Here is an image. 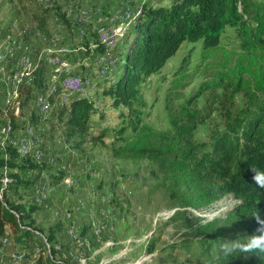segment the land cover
<instances>
[{
    "label": "rangeland",
    "instance_id": "rangeland-1",
    "mask_svg": "<svg viewBox=\"0 0 264 264\" xmlns=\"http://www.w3.org/2000/svg\"><path fill=\"white\" fill-rule=\"evenodd\" d=\"M60 2L75 6L69 14L81 24L76 29L78 34H92L97 38L102 30L118 34L115 48L105 46L107 50H104L102 56H97L99 53L94 50L90 52L89 49L82 50V44L76 46L74 41L67 40L65 45L61 44L58 41L59 36L69 35L67 28L61 25L59 36L48 42H51V47L47 49L48 44L43 47V37L38 34L32 15L43 14V7L49 6L50 0H0V74H3L2 77L7 81L5 83L1 79L3 92L6 94L10 87H15L7 80V76L11 73L10 70L14 69L16 60L8 63L6 54L17 52L20 56H17L19 66L22 65V59L32 70L40 62L44 66L42 85L35 87L34 97L24 107L20 108L17 100L14 102V115L18 118V124H24L22 130H26L20 139H28L31 144L34 143L32 147L39 146L43 151L41 162L35 161L39 165L42 164L43 168L41 171L27 172V176H34L36 180L24 194L28 201L35 204V196L42 200L34 214L35 222L45 236L49 228L54 229L55 244L58 248L55 256L67 264H244L246 259L239 256V253L223 256V253L219 252V245L225 240L246 239L252 233L246 226L237 228L229 222V212L239 202L232 193L197 211L188 210V207L181 203L180 194L184 190L182 183L173 185L164 167L146 157L118 158L112 154L111 145L119 135L118 131L125 124L126 130L131 128V108L140 110L143 122L156 130L169 128L165 109L169 82L162 80V76H171L179 67L181 59L188 52L187 46L181 48L159 72L139 84L140 96L147 105L140 107L137 101H133L130 107L115 105L112 96L105 91L123 72L125 50L133 45V42H126L131 34L127 36L124 33L132 17L138 13L139 7L144 3L168 5L170 0ZM105 2L110 4L107 12L101 9L105 7ZM77 16H80L81 22ZM94 19L98 22L96 26ZM90 48L94 49V45ZM72 49H75L71 53L72 58L84 57V60L89 62L88 73L85 71L80 74L74 69L80 65L78 61L69 58ZM56 52L57 55L63 54L62 62L67 65L56 61ZM191 57L193 64L197 58L196 54L193 53ZM38 60L40 61L37 62ZM80 68L81 72H84V65ZM201 75L186 79V86L182 90L184 96L195 89L202 78ZM76 77L82 80L93 79L82 94L91 107L87 116L86 139L81 143H78L76 133L68 135V127L64 124L68 112L66 111L64 116L58 115V108L69 106V102H64V96L70 98L72 91L74 92L71 89L73 86H70L72 91L69 90L64 81ZM47 93L51 97L46 101L38 100ZM244 100L241 93L237 94L234 98L235 107H241ZM206 101L211 102V97L206 99L204 94L198 100V107H204ZM179 102L181 101H173V104L176 106ZM209 111L210 117L195 133L198 140H206L210 129L222 128V107L218 106L217 110L211 107ZM31 113H34L33 117ZM2 127L3 123L0 124V130ZM102 131L104 135L100 137ZM126 132L124 134L128 135ZM84 205H88L89 212H94L95 217L90 223H87L81 211H78V207ZM210 221L214 223L207 231L213 229L212 234L206 231L202 234L198 231L196 225ZM88 227L91 232L85 240L82 237L88 232ZM9 237L8 232L0 237V264H37L38 255L45 257L50 254L46 243L47 250L44 254L35 243L32 244L31 254L29 249L11 243ZM77 241L79 246L75 248L73 243ZM97 249L100 251H96Z\"/></svg>",
    "mask_w": 264,
    "mask_h": 264
},
{
    "label": "trees",
    "instance_id": "trees-1",
    "mask_svg": "<svg viewBox=\"0 0 264 264\" xmlns=\"http://www.w3.org/2000/svg\"><path fill=\"white\" fill-rule=\"evenodd\" d=\"M109 5L105 2L101 9L107 12ZM71 8L75 6L50 0L49 6L43 7V14L32 15L43 43L58 34L62 25L69 35L59 36V43L74 41L76 46L82 44L83 49L89 50L94 45V50L103 53L105 48L96 35L78 34L76 29L81 24L72 19ZM132 19L124 33L131 34L126 42H133V45L125 50L123 72L105 91L112 96L115 105L130 107L133 101H137L140 107L147 105L140 96L139 84L159 72L181 48L187 46L188 52L171 76H162V80L169 82L165 96L169 128L156 130L143 122L140 110L131 108V128L126 130L125 124L118 131L119 135L111 145L113 156L146 157L164 167L173 185L182 183L181 203L188 210L197 211L232 193L239 202L230 210L229 222L237 228L246 226L253 232L256 228L253 213L259 211L264 215V189L252 182L249 170L255 167L264 171V0H170L168 5L144 3ZM94 25H97L95 19ZM193 53L197 58L192 64ZM6 58L8 63L13 62L15 54H6ZM43 67L40 62L31 71L30 81L16 89L9 86L7 95L2 90L3 74H0V99L5 94L0 102V124L9 121L13 131L24 129V124H18L14 115V102L17 100L22 108L34 97L33 90L42 85ZM200 74L202 78L195 89L184 96L182 90L186 79ZM14 91L18 93L16 97ZM239 93L245 100L237 108L234 98ZM204 94L206 99L211 97V102L206 101L204 107H198V100ZM177 100L181 102L175 106L173 101ZM218 106L224 110L222 128L210 129L206 140L196 139L198 127L210 117L209 109L214 107L217 110ZM90 107L84 96L75 94L70 97L67 108H58L59 116L68 112L64 124L68 127V135L77 134L78 143L86 139ZM125 131L128 135L124 134ZM103 135L102 131L99 136ZM2 151L0 237L8 232L11 243L29 249L31 254L33 243L43 254L48 244L50 254L38 255L37 264H67L55 256L58 248L54 229L49 228L45 236L36 226L34 214L38 204L28 201L24 194L36 180L34 176H27V172L41 171L43 165L28 156H20L10 144ZM213 223L210 221L196 227L202 234L204 231L212 234L214 230L207 231V228ZM244 264H264V259L248 255Z\"/></svg>",
    "mask_w": 264,
    "mask_h": 264
},
{
    "label": "bare ground",
    "instance_id": "bare-ground-1",
    "mask_svg": "<svg viewBox=\"0 0 264 264\" xmlns=\"http://www.w3.org/2000/svg\"><path fill=\"white\" fill-rule=\"evenodd\" d=\"M98 39H99L100 43L103 44L104 48L106 46V47H109L111 49V48H115V46L117 45L119 37H118V34L116 35V34H112L110 32H106V30H102V32H100V36H98ZM62 55L63 54H59V55H56L54 57L57 62L60 63V62L63 61L64 58H62L63 57ZM18 57H20V56H18ZM17 59L18 58L15 57L16 61L14 60L15 61L14 62V69L12 68V70H10L11 73L7 76V80L14 84V86H15L14 89H16L18 86H20L25 81H28L30 79V75H31V71H32V68H31V66L28 63H23L24 62L23 59H22V65L19 66V64H17V61H19V60H17ZM63 64L67 65V63H63ZM15 77H17L16 80H13ZM69 79H79V80H76L75 82H73V80H69ZM92 80H93L92 78L91 79L82 80L81 78L76 77V78H68L64 82L69 86L68 87L69 90H71V89L74 90V92L71 90L73 95L79 94V95L83 96L82 94H83L84 90L86 89L85 87H87L89 81L91 82ZM70 86H73V87L70 89ZM16 94L17 93L14 91V95L15 96H16ZM49 97H51V96H50V94L47 93L46 95H43V97H41L40 99L38 98V100L39 101H41V100L46 101V99L49 98ZM69 99H70L69 97L67 98L66 96H64V102L65 103L68 104ZM2 128L3 129L0 130V150H3L6 147L7 144L8 145L10 144V146H12L13 148H15L18 151V154H20V156H28V157L32 158L34 161H36V162H41L40 158L43 156L42 149L39 146L32 147L31 145H33L34 143L32 142V144H31L28 139L27 140L20 139V136L23 134V132H26V130L13 131V129L11 128V126L9 124V121ZM38 187H40V186H38ZM48 195H50V194H48ZM40 196H43V195L40 194ZM34 199H35V202L37 201L36 202L37 204L42 202V200L40 198H37L36 196L34 197ZM94 235H96V234H94Z\"/></svg>",
    "mask_w": 264,
    "mask_h": 264
},
{
    "label": "clouds",
    "instance_id": "clouds-1",
    "mask_svg": "<svg viewBox=\"0 0 264 264\" xmlns=\"http://www.w3.org/2000/svg\"><path fill=\"white\" fill-rule=\"evenodd\" d=\"M252 173V182L257 187L264 189V171H260L253 167L249 169ZM252 219L256 223L255 230L250 233L246 239L230 238L219 245V252L225 256L239 253L245 259L248 255H255L260 259H264V215L259 211L253 213Z\"/></svg>",
    "mask_w": 264,
    "mask_h": 264
},
{
    "label": "crops",
    "instance_id": "crops-1",
    "mask_svg": "<svg viewBox=\"0 0 264 264\" xmlns=\"http://www.w3.org/2000/svg\"><path fill=\"white\" fill-rule=\"evenodd\" d=\"M96 22H97V20H96ZM98 23V22H97ZM94 33V32H93ZM59 35L58 34H55L54 35V37L52 38V39H54V38H56V37H58ZM51 39V40H52ZM59 39V38H58ZM44 45H43V47H45V46H47V44L48 43H43ZM62 44H66V43H62ZM51 42L48 44V47H47V49L48 48H50L51 46ZM91 45V44H90ZM50 46V47H49ZM47 49H46V52H47ZM80 49H82L83 50V48L82 47H80ZM94 49H91L90 48V52L91 51H93ZM73 51H75V49H72L71 50V52L69 53V58L71 59V60H74V61H78V65H84V72H81L82 70H81V68H80V66H77V67H75L74 69H76V72L77 73H80V74H82V73H85V71L88 73V67H89V62H86L85 60H84V57H81V58H76V56L74 57V58H72L71 57V53L73 52ZM95 52H97V50H94ZM48 53V52H47ZM97 53H99L97 56H102L103 55V53L102 52H97ZM13 54H15V57H17L18 55H17V52H15V53H13ZM77 55V54H76ZM15 60V59H14ZM13 60V61H14ZM74 63H76V62H74ZM13 64V63H12ZM46 64H48V63H46ZM45 64V65H46ZM48 66V65H47ZM87 68H86V67ZM3 78V80H4V82L5 83H7V81L5 80V77H2ZM81 211V214L83 215V218H85V221H87V223H90L91 221H92V219L95 217V215H93V211L92 212H89V210H88V205H84L83 207L82 206H79L78 207V211ZM79 222H80V220H79ZM79 222H78V224H79ZM89 225V224H88ZM78 226V225H77ZM90 232H91V228L90 227H88V232L85 234L84 233V235H83V239H85V240H87L88 238H89V236H90ZM78 244V241L77 242H74L73 243V246H75V248L77 247L78 248V246L79 245H77ZM104 247V245H102V247L101 248H103ZM102 250V249H101ZM96 251H100L99 249H97ZM95 253V251L93 252V254ZM96 254V253H95ZM95 254H94V256H95Z\"/></svg>",
    "mask_w": 264,
    "mask_h": 264
},
{
    "label": "built area",
    "instance_id": "built-area-1",
    "mask_svg": "<svg viewBox=\"0 0 264 264\" xmlns=\"http://www.w3.org/2000/svg\"><path fill=\"white\" fill-rule=\"evenodd\" d=\"M77 19H78V21L81 22L80 16H77ZM69 80H73V82H75L76 80H79V79H69Z\"/></svg>",
    "mask_w": 264,
    "mask_h": 264
}]
</instances>
